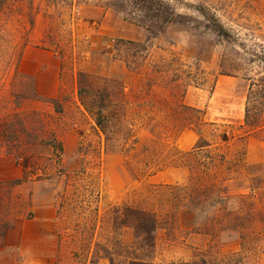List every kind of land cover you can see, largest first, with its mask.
I'll return each instance as SVG.
<instances>
[{
  "label": "rangeland",
  "instance_id": "rangeland-1",
  "mask_svg": "<svg viewBox=\"0 0 264 264\" xmlns=\"http://www.w3.org/2000/svg\"><path fill=\"white\" fill-rule=\"evenodd\" d=\"M181 2L229 37L178 2L188 19L154 37L129 0H0V264L39 230L56 264H264V172L247 161L264 0Z\"/></svg>",
  "mask_w": 264,
  "mask_h": 264
},
{
  "label": "trees",
  "instance_id": "trees-1",
  "mask_svg": "<svg viewBox=\"0 0 264 264\" xmlns=\"http://www.w3.org/2000/svg\"><path fill=\"white\" fill-rule=\"evenodd\" d=\"M182 0H129L132 10H120L132 22L143 26L149 34L156 37L164 34L167 27L173 24L185 22L188 17L178 14L173 2L186 5L206 21V26L220 35L222 38L229 37L228 32L218 16L204 4H185ZM126 17V18H127Z\"/></svg>",
  "mask_w": 264,
  "mask_h": 264
},
{
  "label": "crops",
  "instance_id": "crops-1",
  "mask_svg": "<svg viewBox=\"0 0 264 264\" xmlns=\"http://www.w3.org/2000/svg\"><path fill=\"white\" fill-rule=\"evenodd\" d=\"M220 86V85H219ZM253 144V140H250V146ZM255 148H250L247 152V161L249 167L255 168L260 166L264 172V142H259L255 145ZM19 242L11 244L7 249L8 253H5L4 262L8 264H56L58 254V244L53 241V237L45 234L42 230L38 232L39 247L31 248L26 244L23 236ZM35 239V237H34ZM264 259V256H263ZM264 261V260H263Z\"/></svg>",
  "mask_w": 264,
  "mask_h": 264
}]
</instances>
